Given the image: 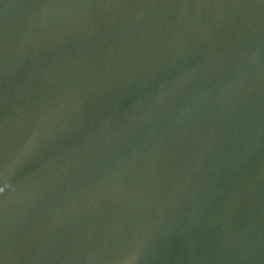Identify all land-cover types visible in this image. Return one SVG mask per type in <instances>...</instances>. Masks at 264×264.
Wrapping results in <instances>:
<instances>
[{"label": "water", "instance_id": "obj_1", "mask_svg": "<svg viewBox=\"0 0 264 264\" xmlns=\"http://www.w3.org/2000/svg\"><path fill=\"white\" fill-rule=\"evenodd\" d=\"M0 264H264V0H0Z\"/></svg>", "mask_w": 264, "mask_h": 264}]
</instances>
